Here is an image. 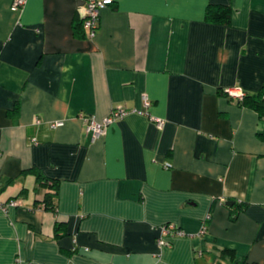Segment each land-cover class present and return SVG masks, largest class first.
<instances>
[{"label":"crops","instance_id":"1","mask_svg":"<svg viewBox=\"0 0 264 264\" xmlns=\"http://www.w3.org/2000/svg\"><path fill=\"white\" fill-rule=\"evenodd\" d=\"M11 1L0 264H230L223 248L264 264V117L222 93L264 82V0H112L90 38L73 30L82 0ZM207 4L228 5L229 22L205 21ZM115 107L126 114L91 141L82 115ZM36 174L57 182L55 212ZM164 224L184 235L158 245Z\"/></svg>","mask_w":264,"mask_h":264},{"label":"built area","instance_id":"2","mask_svg":"<svg viewBox=\"0 0 264 264\" xmlns=\"http://www.w3.org/2000/svg\"><path fill=\"white\" fill-rule=\"evenodd\" d=\"M25 0H12L10 3L9 9L11 11H15L20 9L24 4ZM112 0H82L83 3V15H82V27L85 31V34L88 38L92 37L98 22V11L102 7L109 5ZM224 94L233 100H240L243 96V92L239 87H227L224 89ZM141 102L144 107L149 105V100L146 95L141 96ZM139 112L138 110H136ZM126 114L124 109L119 107H115L110 109L108 113L100 118L96 119L93 115H82V121L84 126V132L90 135V140L93 141L100 135L104 133V130L108 124L113 122L114 120L121 118L123 115ZM150 120L155 123L157 127H161L162 121L155 117H150ZM35 123H38V119H34ZM61 121H55L48 123L49 127H56L61 125ZM167 167L168 164H165ZM14 201L8 203V205H14ZM2 209L5 206L1 207ZM203 224L201 225L200 232L204 230ZM159 229V236L157 238V244L160 246H167L169 244L168 238L171 236H183L184 233L177 227L172 224H164L158 227ZM85 250V249H84ZM20 259L17 257L14 261V264L19 263Z\"/></svg>","mask_w":264,"mask_h":264},{"label":"trees","instance_id":"3","mask_svg":"<svg viewBox=\"0 0 264 264\" xmlns=\"http://www.w3.org/2000/svg\"><path fill=\"white\" fill-rule=\"evenodd\" d=\"M230 7L226 4H207L204 9V20L211 23L227 24L230 18ZM74 33L80 36H85V31L82 27V17L74 23ZM224 94V92H222ZM225 95V94H224ZM238 105L246 106L254 110L259 117H264V82L259 89L252 93H244L240 100H235ZM38 187L45 188L47 191L43 194V208L51 212H55L56 208V192L57 182L53 179H47L36 174ZM59 224H54V234ZM220 258L226 260L230 264H255L247 263L245 259H238L235 256L234 250L223 248L220 250Z\"/></svg>","mask_w":264,"mask_h":264},{"label":"water","instance_id":"4","mask_svg":"<svg viewBox=\"0 0 264 264\" xmlns=\"http://www.w3.org/2000/svg\"><path fill=\"white\" fill-rule=\"evenodd\" d=\"M226 204H231V201H227Z\"/></svg>","mask_w":264,"mask_h":264}]
</instances>
